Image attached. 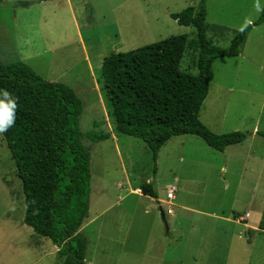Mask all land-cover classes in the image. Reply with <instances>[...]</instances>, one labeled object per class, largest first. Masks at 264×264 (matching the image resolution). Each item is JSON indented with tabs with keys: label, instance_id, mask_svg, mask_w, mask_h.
I'll return each instance as SVG.
<instances>
[{
	"label": "rangeland",
	"instance_id": "rangeland-1",
	"mask_svg": "<svg viewBox=\"0 0 264 264\" xmlns=\"http://www.w3.org/2000/svg\"><path fill=\"white\" fill-rule=\"evenodd\" d=\"M82 1L4 0L0 62H25L42 79L67 84L83 104L80 130L111 135L100 142L82 138L91 155L84 264H264V137L257 135L264 131V23L251 30L238 57L215 61L200 113L216 134L253 135L225 152L197 136L173 137L155 166L142 140L113 133L112 106L98 84L101 67L113 51L183 34L196 40L193 26L170 15L199 7L201 0H87L92 18H81L86 30L80 33L75 7ZM206 7L208 38L228 47L260 17L264 0H206ZM197 59L187 47L180 69L196 75ZM151 182L162 201L137 195ZM169 188L175 189L171 205ZM24 217L21 180L0 134V264H61L60 248L24 224Z\"/></svg>",
	"mask_w": 264,
	"mask_h": 264
},
{
	"label": "trees",
	"instance_id": "trees-1",
	"mask_svg": "<svg viewBox=\"0 0 264 264\" xmlns=\"http://www.w3.org/2000/svg\"><path fill=\"white\" fill-rule=\"evenodd\" d=\"M170 17L181 26H193L196 40L189 41L183 34L127 52L113 51L104 58L98 80L112 106L113 133L142 140L152 152L155 166L161 148L173 137L197 136L212 149L225 152L253 134H216L202 122L200 113L215 61L240 55L251 30L264 23V8L228 47L214 44L206 34V0ZM187 47L198 52L196 75L180 69ZM4 91L17 101L15 124L1 135L21 180L23 222L60 248L61 264H84L88 240L81 229L89 217L91 155L82 138L100 142L111 135L94 130L83 133L78 125L83 104L74 89L42 79L25 62H0V99H4ZM257 135L264 137V131ZM140 190L145 196L159 198L152 182Z\"/></svg>",
	"mask_w": 264,
	"mask_h": 264
},
{
	"label": "clouds",
	"instance_id": "clouds-1",
	"mask_svg": "<svg viewBox=\"0 0 264 264\" xmlns=\"http://www.w3.org/2000/svg\"><path fill=\"white\" fill-rule=\"evenodd\" d=\"M257 10L260 7L257 4ZM4 99H0V134L5 133L10 127L15 124V114L17 109V101L11 97L7 91L3 92Z\"/></svg>",
	"mask_w": 264,
	"mask_h": 264
},
{
	"label": "crops",
	"instance_id": "crops-1",
	"mask_svg": "<svg viewBox=\"0 0 264 264\" xmlns=\"http://www.w3.org/2000/svg\"><path fill=\"white\" fill-rule=\"evenodd\" d=\"M90 3L91 2H89V1H87V0H84V1H82V2H80V4H78L77 5V7H75V11L77 10V9H79V11H80V14L78 13V16H76L75 17V25H76V28H77V30L81 33V32H83L84 30H86V28L85 27H83L82 26V23H81V18L83 17H85L86 18V22L88 21V20H90L92 17H90V14L92 15V11H93V9H92V7L90 6ZM83 11V12H82ZM211 40V39H210ZM215 44V43H214ZM216 45H218L217 43H216ZM3 64V63H2ZM7 64H9V63H7ZM253 135V134H252ZM170 189V188H169ZM23 191V190H22ZM141 191V190H140ZM158 192V191H157ZM137 195L138 196H140V197H145V195H143L142 194V192L141 193H137ZM149 197V196H148ZM151 198V197H150ZM153 199V198H152ZM162 201L161 199H154V201ZM160 207H162V206H160ZM172 210V214H174V211H173V209H171ZM172 214H170V215H172ZM248 215V214H247ZM240 219L241 220H243L244 221V226L246 225V226H250L248 223H247V220L244 218V217H240ZM251 227V226H250ZM57 249H58V247H56ZM58 251V250H57ZM57 253V252H56ZM56 253H53V254H55L56 255ZM54 256V255H53Z\"/></svg>",
	"mask_w": 264,
	"mask_h": 264
},
{
	"label": "built area",
	"instance_id": "built-area-1",
	"mask_svg": "<svg viewBox=\"0 0 264 264\" xmlns=\"http://www.w3.org/2000/svg\"><path fill=\"white\" fill-rule=\"evenodd\" d=\"M167 204L168 205H171L172 204V201L175 199V189L174 188H170L167 192ZM167 213L170 215L172 214V210L171 209H168L167 210Z\"/></svg>",
	"mask_w": 264,
	"mask_h": 264
},
{
	"label": "water",
	"instance_id": "water-1",
	"mask_svg": "<svg viewBox=\"0 0 264 264\" xmlns=\"http://www.w3.org/2000/svg\"><path fill=\"white\" fill-rule=\"evenodd\" d=\"M160 213L162 215V219L165 221V214H164L162 207H160Z\"/></svg>",
	"mask_w": 264,
	"mask_h": 264
}]
</instances>
